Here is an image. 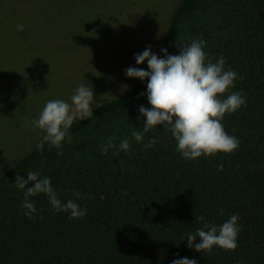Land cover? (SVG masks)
<instances>
[{"label":"trees","instance_id":"obj_1","mask_svg":"<svg viewBox=\"0 0 264 264\" xmlns=\"http://www.w3.org/2000/svg\"><path fill=\"white\" fill-rule=\"evenodd\" d=\"M193 39L206 42L213 62L223 55L225 69L237 73L224 96L238 91L246 105L226 113L222 124L239 147L183 159L161 126L136 142L131 134L142 131L146 119L139 107H151L141 95L147 81L136 79L121 94L97 101L92 117L75 122L67 145L41 148L42 138L0 175V264H171L181 257L197 264H264V0H178L155 53L162 56L166 48L177 55ZM109 137L117 147L102 154ZM125 138L127 151L119 149ZM149 138L157 143L145 148ZM28 171L49 177L58 198L75 200L86 215L56 213L38 194L30 197L36 213L25 216L23 190L8 184L18 174L27 179ZM233 214L240 229L235 250L187 247L188 234Z\"/></svg>","mask_w":264,"mask_h":264},{"label":"rangeland","instance_id":"obj_2","mask_svg":"<svg viewBox=\"0 0 264 264\" xmlns=\"http://www.w3.org/2000/svg\"><path fill=\"white\" fill-rule=\"evenodd\" d=\"M177 2L0 0V175L43 138L32 120L46 101L70 102L81 83L93 87L91 107L124 92L136 80L125 69H147L134 55L156 52Z\"/></svg>","mask_w":264,"mask_h":264},{"label":"clouds","instance_id":"obj_3","mask_svg":"<svg viewBox=\"0 0 264 264\" xmlns=\"http://www.w3.org/2000/svg\"><path fill=\"white\" fill-rule=\"evenodd\" d=\"M17 30L23 31V25H17ZM205 47L204 40L193 39L190 44L182 46L177 55L169 54L166 48H161L162 56H158L150 46L134 55L136 65L146 63L147 70L130 66L125 69V76L141 82L147 81L146 93L141 95H146L151 106L139 107L140 117L146 119L142 131H133L131 134L136 142H141L145 133L161 126L170 132L176 142V151L183 159L196 160L220 152L230 154L239 147V139L225 131L222 120L226 113L232 114L245 106L246 97L238 91L224 96L235 87L237 73L230 68L225 69L223 55L215 62L208 58ZM93 104V87L84 83L76 87L70 102L62 99L46 101L38 118L32 120L33 128L44 133L40 147L47 143L50 147L61 149L65 140H71L70 129L73 124L93 116ZM114 140L115 137H109L101 145L102 154L117 147ZM156 143L155 138H149L144 147L151 148ZM129 147L127 138L119 144L120 150L127 151ZM62 154V151L58 152V155ZM222 168V165L218 166V170ZM30 183L32 186L26 187ZM13 184L23 190L21 206L27 210L24 215L29 218L36 213L35 203L30 197L38 194L47 197L51 210L56 213L67 212L71 218L86 215V209L81 208L75 200L64 202L58 198L50 178L41 176L39 171H28L27 179L18 174ZM74 195L76 198L80 196L78 192ZM238 218V214H233L220 225L205 223L194 234H188L187 247L203 253H212L215 248L235 250L240 231ZM197 237L200 238L198 243ZM171 264H197V261L181 257L173 259Z\"/></svg>","mask_w":264,"mask_h":264}]
</instances>
